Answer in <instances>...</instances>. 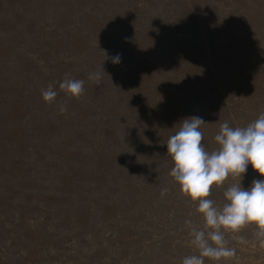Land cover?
<instances>
[{"label": "rangeland", "instance_id": "obj_1", "mask_svg": "<svg viewBox=\"0 0 264 264\" xmlns=\"http://www.w3.org/2000/svg\"><path fill=\"white\" fill-rule=\"evenodd\" d=\"M65 73L80 98L59 90ZM261 112L264 0H0V264H181L204 221L168 138L199 116L212 151L221 123ZM237 179L207 198L222 207ZM256 231L225 232L236 255L204 264H264Z\"/></svg>", "mask_w": 264, "mask_h": 264}, {"label": "clouds", "instance_id": "obj_2", "mask_svg": "<svg viewBox=\"0 0 264 264\" xmlns=\"http://www.w3.org/2000/svg\"><path fill=\"white\" fill-rule=\"evenodd\" d=\"M107 60L118 64L121 56H109L104 51L102 61ZM88 79L100 85L102 75L100 72L89 73ZM84 83V80L65 73L58 88L72 97L80 98L84 92ZM55 84L50 83L41 89V97L48 104L54 103L58 95ZM66 111V105L61 103L60 114ZM204 123L199 116L182 119L178 130L166 143L167 153L174 162L169 174L179 184L180 191L196 202V211L204 221L202 229L191 227L190 230L191 243L198 254L184 257L181 264H204V258L219 261L234 257L236 249L227 246L225 232L239 231L248 224L256 226L255 236L259 244L264 246V179H253L248 188L241 184L249 164L264 177V112L243 127H232L227 121L221 123L214 136L218 147L212 151L206 150L201 143L203 133L200 127ZM230 174L238 178L237 182L224 191L226 202L218 207L207 197L211 187L214 184L222 186ZM167 191V188L162 189L161 195ZM185 223L192 225L191 220Z\"/></svg>", "mask_w": 264, "mask_h": 264}]
</instances>
